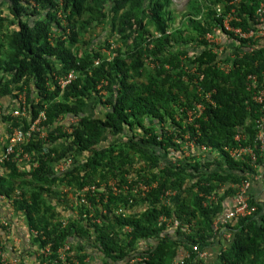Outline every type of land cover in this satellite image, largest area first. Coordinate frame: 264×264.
I'll list each match as a JSON object with an SVG mask.
<instances>
[{
	"label": "trees",
	"instance_id": "obj_1",
	"mask_svg": "<svg viewBox=\"0 0 264 264\" xmlns=\"http://www.w3.org/2000/svg\"><path fill=\"white\" fill-rule=\"evenodd\" d=\"M229 2L190 0L182 27L172 29L170 0H0V98L22 94L26 109L25 117L3 115V122L26 129L42 112L49 129L45 141L33 134L22 146L33 159L27 171H19L14 155L0 165V196L8 200L20 191L10 207L24 218L38 249L48 247L42 264H129L133 258L141 259L134 264H173L181 248L202 249L211 239L221 247L217 238L226 232L218 264H264V147L255 141L264 109L252 100L264 82V39H239L222 27V16L234 9L232 27L258 29L261 0ZM99 25H108L116 48L105 40L90 49L83 36ZM213 29L230 43L223 55L205 40ZM193 47L197 52L189 56ZM71 70L76 78L59 88L55 77ZM90 100L106 108L102 118L83 115ZM66 118L76 121L64 127L59 120ZM7 139H0V156ZM247 146L255 161L248 155L235 160L226 151ZM78 155H86L81 163ZM67 158L74 159L70 168L49 174L51 164ZM128 178L151 188L137 198L96 192L87 197L93 215L81 205L64 225L47 202L66 203L53 190L57 184L75 192ZM242 181L250 183L248 202L256 212L214 229ZM256 183L263 188L258 198L251 193ZM165 193L172 194L168 204ZM119 207L124 215L113 213ZM160 216L177 226L159 223ZM71 241L79 244L74 260L63 261L58 251ZM184 264H196L194 255Z\"/></svg>",
	"mask_w": 264,
	"mask_h": 264
},
{
	"label": "built area",
	"instance_id": "obj_2",
	"mask_svg": "<svg viewBox=\"0 0 264 264\" xmlns=\"http://www.w3.org/2000/svg\"><path fill=\"white\" fill-rule=\"evenodd\" d=\"M239 2V0H230L229 5H236ZM217 12L219 15H221V9L218 6ZM256 16L257 21L259 24V28L256 30L248 29V30H241L239 27H232L230 23L234 20H236L234 15V9H231L228 13H225L222 16V27L226 32L233 33L234 36H236L239 39L244 40H258L262 37H264V0H261L257 10H256ZM217 29H213L211 33H207L205 36V40L208 43L213 42V35L214 32H216ZM108 57H111V55L106 53ZM98 61L95 62L97 64ZM226 69V67H224ZM76 78V73L71 70L67 74L59 77H55L54 81L57 84V86L61 89H63L66 85L70 84L74 79ZM249 80L254 81V76H248ZM208 99V97H206ZM252 100L260 105L264 109V82L262 86L254 91ZM200 108V105L197 106ZM188 120L190 121L192 118L191 112H188ZM12 118H20L26 116V109H25V102L24 99L21 102L20 106L16 107L11 111L9 114ZM45 120L44 114L40 112L38 114V117L30 123V125L26 129H22L21 124H15L14 127H11L10 134L7 136V146L0 156V165L4 163V161H8L12 155L13 162L19 163L21 160H24L23 157H26L27 155L32 158L30 154H26L22 150V146L25 143H28L31 139L33 134H37L38 138L41 140L46 139L48 130L42 123ZM258 132L256 134V143L259 146V149L262 151L264 147V123L262 121L258 122ZM236 139L239 140V135L236 136ZM47 146V145H46ZM44 145V147H46ZM190 147H192V144H190ZM201 150L206 151L205 148H201ZM228 155L235 159H243L244 155L250 156V159L252 161H255L256 155L254 153V150L251 146L247 147H239L232 150H226ZM21 155L18 157V155ZM17 155V156H16ZM71 164H73V160L71 158H67L61 162L58 163L60 173L64 172V170L71 167ZM155 186V185H153ZM151 187H149L146 183H144L142 180L137 179H131L128 178L126 180L125 184H120L119 182L115 180L107 181L104 184H101L100 187L95 186H84L82 187L77 193L76 199L79 203L92 206L90 202L87 200V197L96 196V192L102 193V196L105 197V194L110 191L112 195H119L120 193H128L130 192L135 198L137 197H144V195L150 190ZM250 188V183L248 181H242L239 185V191L237 192L236 196L231 200L229 204V208L227 211H225L215 222H214V229H216L219 225V223L227 224L231 222L233 219L236 218H242L253 215L254 212H256V207L254 205H251L248 200V190ZM20 191H17L14 196L16 198L19 197ZM169 193H165V204H168V201L170 199ZM97 200L99 197L97 196ZM210 200L214 199L213 197H209ZM0 200H7L6 195L0 196ZM130 204L133 203V201H129ZM113 213L116 215H124V211H122V208L114 209ZM104 214V211H103ZM99 222V221H97ZM159 223H165L166 225H173L177 226V222H174L171 224V221L167 219L164 216H160L158 219ZM62 225L66 223V221H61ZM124 231L129 233L131 231L130 227H124ZM224 238L229 240L230 233L226 232L223 234ZM145 245H143V248L145 249ZM142 248V249H143ZM41 254L43 256H48L49 249L48 247H45L43 250H41ZM59 258L63 261H65V258L68 257L71 261H73L74 254L70 252L69 245L66 244L64 247H62L59 251ZM194 255V260H196V264H199V262L205 257L204 251L199 248L198 245H194L191 247V251L185 250L183 248L180 249L178 253L177 259L174 260L173 264H184L185 260L190 257V255ZM139 258H133L130 260L129 264H134L137 261H140ZM85 262L92 263L91 259L88 257L85 259ZM0 264H7L4 260V257L2 253L0 252ZM66 264V262H65Z\"/></svg>",
	"mask_w": 264,
	"mask_h": 264
},
{
	"label": "rangeland",
	"instance_id": "obj_3",
	"mask_svg": "<svg viewBox=\"0 0 264 264\" xmlns=\"http://www.w3.org/2000/svg\"><path fill=\"white\" fill-rule=\"evenodd\" d=\"M170 6L168 8L170 17H171V27L172 29H177L182 27L183 24V13L186 9V5L190 0H170ZM2 11V10H1ZM149 31L153 32L152 26H148ZM83 39L90 43L89 47L93 51L99 50L103 47V42L108 40L116 48V43L113 39L110 38L109 27L108 25H99L96 27L91 26L89 32L83 36ZM228 43V44H227ZM215 52L219 55H223L230 47V43L228 42V38L221 36L220 34L213 35V42L211 43ZM185 48H189L188 45ZM109 51H106L108 53ZM197 52L196 48L188 49L189 56ZM145 66L147 68L150 67V62L146 61ZM106 96L105 91L99 92V97L104 99ZM24 96L20 94L17 98L14 95L6 96L0 98V139L5 142L8 135L7 129H11L15 124L21 123H9L8 127L6 126V121L3 122L2 116L8 115L11 113L13 109L20 106L23 101ZM106 108L103 105H100L97 100L87 101L83 108V115H88L90 117L102 118ZM76 120L71 118H66L63 120H59V122L64 127H68V124L74 123ZM106 139L103 138L102 142ZM61 145V142L56 143V146ZM59 147V146H58ZM184 157H186L187 152L184 150ZM17 156V155H16ZM21 155L19 154L18 157ZM79 163H81L86 155H78L73 156ZM167 157V156H166ZM167 157L170 162L177 163L180 160V156L173 158ZM21 158V157H20ZM24 160H21L19 165V171H27L31 162L33 161L28 155L23 157ZM73 161L74 159L71 158ZM73 164H71L72 166ZM50 175H59L60 169L58 164H51L48 170ZM4 173V169L0 166V174ZM46 187V186H44ZM53 190L58 191L65 200V204H58L56 200L49 199L47 202L49 204L56 205L57 217L60 219L59 221H68L73 217H76L78 214V207L84 206L86 210L90 212L89 215H93L94 208L92 206H88L81 204L76 199L77 193L79 190L75 192L67 191L62 184H57L54 186ZM13 199V198H12ZM12 199L8 200H0V252L2 253L4 260L7 264H42L40 261L41 251L38 249V245L34 244L32 241L33 237L27 230V226L22 215L18 214L10 205L12 204ZM141 205V204H140ZM85 212V211H84ZM12 225V226H11ZM11 226V227H10ZM72 243H68L70 252L75 254V249L78 248L79 244L76 241H71ZM29 254V257L26 256ZM47 257V256H43Z\"/></svg>",
	"mask_w": 264,
	"mask_h": 264
},
{
	"label": "crops",
	"instance_id": "obj_4",
	"mask_svg": "<svg viewBox=\"0 0 264 264\" xmlns=\"http://www.w3.org/2000/svg\"><path fill=\"white\" fill-rule=\"evenodd\" d=\"M260 39H264V37ZM258 178H261V175L258 176ZM262 189L263 188L260 187L258 183H256V185L253 186V190L251 193L254 197L258 198ZM171 203H174V200ZM217 239H219L221 247L216 243V239H211L213 243L202 248V251H204L205 253V257L199 262V264H218L217 255L219 254L220 250L225 247L226 239L224 238L223 234L220 235Z\"/></svg>",
	"mask_w": 264,
	"mask_h": 264
}]
</instances>
